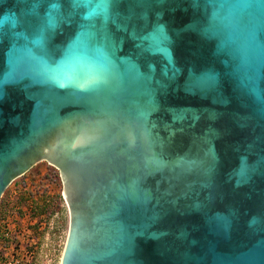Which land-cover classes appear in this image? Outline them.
Returning <instances> with one entry per match:
<instances>
[{"label": "water", "instance_id": "1", "mask_svg": "<svg viewBox=\"0 0 264 264\" xmlns=\"http://www.w3.org/2000/svg\"><path fill=\"white\" fill-rule=\"evenodd\" d=\"M55 128L112 173L60 264H264V0H0V172Z\"/></svg>", "mask_w": 264, "mask_h": 264}, {"label": "flooded vegetation", "instance_id": "2", "mask_svg": "<svg viewBox=\"0 0 264 264\" xmlns=\"http://www.w3.org/2000/svg\"><path fill=\"white\" fill-rule=\"evenodd\" d=\"M59 135L60 129L55 128L50 133L40 136L38 140L12 160L10 166L3 167L0 172V179L4 183L6 182V186L0 196V200L8 185L16 178V176H13L15 172L24 171L26 168L34 166V164L46 161L50 166H46V164L36 166V175L40 172L42 174V180L47 181L45 175H52L53 172H56L60 184L49 181L48 185L43 187V183H40V185L36 186V190L41 195L50 186L60 188L57 191L59 196L56 195L58 200L54 202V205H57L56 208L60 204L63 205L66 210V216L68 217V231L62 252L63 255L68 244L75 248L88 249L96 240L97 233L95 232L93 221L99 213L105 212L102 209L101 198L105 194L104 188L105 183H107L106 180L110 176L112 177V173L108 168L99 166L96 160L88 161L86 155H73L71 150L65 149H57L50 152L48 150V137L53 136L57 138ZM14 167H16L15 170ZM42 167L45 170L42 171ZM33 176L35 177V175ZM192 176L193 173L191 174ZM185 180L186 178L177 181L174 186L171 183L165 182L160 185L159 190H156V180H152L151 185H153L152 189L155 197L166 199L173 197L175 194H179L185 189ZM59 199L60 201L63 200V203H60ZM107 205L105 204L104 206L107 207ZM25 209H27V205ZM24 214L26 213L24 212ZM12 228V215L5 214L0 216V259L5 258L4 260L8 264H12V252H16L20 244L21 239L18 233L20 232L24 236L23 230L13 231ZM13 237L16 238L15 244ZM71 241L75 243L72 244ZM23 247L26 249L25 246Z\"/></svg>", "mask_w": 264, "mask_h": 264}, {"label": "rangeland", "instance_id": "3", "mask_svg": "<svg viewBox=\"0 0 264 264\" xmlns=\"http://www.w3.org/2000/svg\"><path fill=\"white\" fill-rule=\"evenodd\" d=\"M41 164L50 166L46 161H41L34 164L31 168H27L23 173L17 175L16 178L11 181L2 195V198L5 197L10 199V201H15L17 197H25L28 200L43 202L42 199L46 197V199L50 201H56L57 199L55 200L53 198L58 195L57 191L60 190L58 187L54 188L50 186L51 188H46L43 194L39 195L37 193L36 186L43 183V187H46L49 183L42 180V174L40 172L37 175L35 173V167ZM43 170H45L44 167H42V171ZM33 175H35V177ZM60 203H63V200L60 201ZM30 205L31 202L29 201V205L27 209H25L26 205L22 208L17 203L15 207L20 208V210H14L11 214L12 230L24 231V236H22L20 232L18 233L21 240L16 251L17 253L15 251L12 252L11 263L60 264L68 231V217L66 216L64 206L60 204L58 208H56V205L55 210L57 213L54 212L49 217L46 215L39 217L31 215ZM24 212L26 214H24ZM23 246H25L26 249H24ZM4 259L5 258L0 259V264H8Z\"/></svg>", "mask_w": 264, "mask_h": 264}, {"label": "trees", "instance_id": "4", "mask_svg": "<svg viewBox=\"0 0 264 264\" xmlns=\"http://www.w3.org/2000/svg\"><path fill=\"white\" fill-rule=\"evenodd\" d=\"M55 177H58L56 172H53L52 175H50V174L45 175V178H47L48 182L49 181L50 182H56L57 184H59L58 178H55ZM55 198L58 200L57 196L54 197L53 199H55ZM42 200H43V202L38 201V200H28L25 197H17V199L15 201H10V199L3 197L0 200V216H3L5 214H12L14 210H16V211L20 210V208L15 207L17 205V203L23 208L25 205L28 206L29 201H30L31 202V205H30L31 215L39 216V217H42V215L43 216L46 215L47 217H49L56 211L55 210L56 206L54 205L55 201L54 200L50 201L49 199H46V197H44ZM13 241L14 242L16 241L15 237H13Z\"/></svg>", "mask_w": 264, "mask_h": 264}]
</instances>
